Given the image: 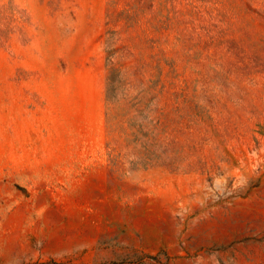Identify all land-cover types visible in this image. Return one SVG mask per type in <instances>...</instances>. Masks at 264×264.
Wrapping results in <instances>:
<instances>
[{
  "label": "rangeland",
  "instance_id": "1",
  "mask_svg": "<svg viewBox=\"0 0 264 264\" xmlns=\"http://www.w3.org/2000/svg\"><path fill=\"white\" fill-rule=\"evenodd\" d=\"M0 264H264V0H0Z\"/></svg>",
  "mask_w": 264,
  "mask_h": 264
}]
</instances>
